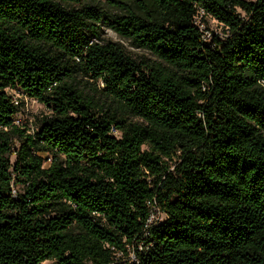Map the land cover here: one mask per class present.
Returning <instances> with one entry per match:
<instances>
[{"label":"trees","instance_id":"obj_1","mask_svg":"<svg viewBox=\"0 0 264 264\" xmlns=\"http://www.w3.org/2000/svg\"><path fill=\"white\" fill-rule=\"evenodd\" d=\"M8 89L52 110L33 136ZM127 245L264 264V0H0V264H121Z\"/></svg>","mask_w":264,"mask_h":264},{"label":"rangeland","instance_id":"obj_2","mask_svg":"<svg viewBox=\"0 0 264 264\" xmlns=\"http://www.w3.org/2000/svg\"><path fill=\"white\" fill-rule=\"evenodd\" d=\"M99 6L105 8L103 2L99 3ZM75 7H78V5H76ZM108 10L112 13L120 12L119 10L114 8H108ZM100 26L101 35L103 39L100 40V43L106 42L107 40H111L120 43L128 53L138 59L144 58L151 61L157 60V57L154 56L152 53L143 48H138L134 46L130 40L121 37L107 25L101 24ZM206 27H208L209 29L206 32L208 35L211 34L213 36L214 34H224V29L222 25H220V23L212 17L206 18V25L202 28L206 30ZM83 84L85 88H87L89 83L83 80ZM8 92L12 98L18 101L17 105L19 106V111L14 116V123L20 127L24 134L33 136L37 132L43 118L52 116V110L49 107L45 106L43 103L39 102L38 100L29 97L20 89H8ZM11 142L13 145V149L16 150L20 148L22 144V139L19 135H13L11 137ZM41 156L45 159L44 165L47 166L51 160V153H42ZM10 160L11 163H14L16 160V155H11ZM168 162L171 163L172 161L168 160ZM18 175L21 176V174L17 173L16 176ZM27 185L28 181H26L24 177L19 178L13 183V189L15 193H23ZM165 218L166 212L161 207H157L154 210L151 222L152 224H156L164 220ZM139 250L142 251L144 249L142 246H139ZM115 254L116 262L120 261L121 264H134L138 258L136 252H134L133 248L129 245H127L126 252H121L118 250L115 252ZM42 264L57 263L55 260H46Z\"/></svg>","mask_w":264,"mask_h":264},{"label":"built area","instance_id":"obj_3","mask_svg":"<svg viewBox=\"0 0 264 264\" xmlns=\"http://www.w3.org/2000/svg\"><path fill=\"white\" fill-rule=\"evenodd\" d=\"M206 32H207V31H206ZM219 35H220V34H219ZM206 37H207L208 39H211V38H212V35H211V34L208 35V34L206 33ZM13 100L15 101L16 104H18V101H17L16 99L13 98ZM14 192H15V191H14ZM156 208H157V206H155V207L153 208V211H152V214H151V217H150V220H149V221H150V224H152L151 220H152V216H153V214H154V210H155ZM162 221H163V220H162ZM160 222H161V221H160ZM160 222H158V223H156V224H159ZM138 262H139V258H137V260H136L135 263H138ZM135 263H134V264H135Z\"/></svg>","mask_w":264,"mask_h":264}]
</instances>
